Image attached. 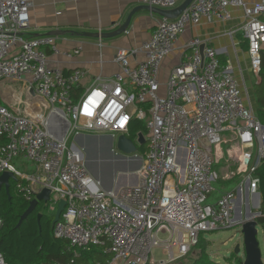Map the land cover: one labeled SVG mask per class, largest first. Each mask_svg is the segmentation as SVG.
Instances as JSON below:
<instances>
[{
  "label": "built area",
  "instance_id": "2783aa9c",
  "mask_svg": "<svg viewBox=\"0 0 264 264\" xmlns=\"http://www.w3.org/2000/svg\"><path fill=\"white\" fill-rule=\"evenodd\" d=\"M142 1L160 9L175 6L173 0ZM33 2L0 0V83L17 84L24 96L14 98L22 111L0 102V173L14 175V189L27 201L48 189L44 203L50 211L64 200L52 227L54 238L107 254L89 264H181L177 261L192 252L200 232L234 225L240 230L246 219H253L252 214L241 219V204L245 214L260 207L255 173L264 163V117L259 119L251 103L240 66L242 83L229 62H220L216 49L195 37L186 42L171 69L164 95L159 94V72L189 26L201 19L229 20L230 7H237L244 16L240 29L248 66L259 82L264 0H193L176 18H160L137 48L118 47V70L112 76H96L76 97L70 90L81 86L84 71L75 68L65 74L49 55L71 58L80 47L62 49L53 35L25 37ZM136 52L142 58L132 64L128 57ZM30 106L31 112L24 110ZM133 118L144 124L146 150L140 167L126 174L135 172L139 181L106 190L90 172L83 148L68 146L67 138L128 136ZM18 157L30 161L33 170H18L12 162ZM234 177L239 182L233 189L222 186L220 192L213 184ZM160 234L168 236L161 239ZM155 248L164 256L160 261L151 255Z\"/></svg>",
  "mask_w": 264,
  "mask_h": 264
},
{
  "label": "crops",
  "instance_id": "0c3cea01",
  "mask_svg": "<svg viewBox=\"0 0 264 264\" xmlns=\"http://www.w3.org/2000/svg\"><path fill=\"white\" fill-rule=\"evenodd\" d=\"M173 1L176 6L183 0ZM243 1L254 3L258 0ZM142 4V0H34L28 11L29 27L24 36L37 37L49 35L48 33L53 30L64 31L63 35H53L56 37L59 46L62 49L80 47L79 53L71 58L49 55V60L51 63H58L65 74L70 73L75 68L82 69L84 77L81 80L80 87L85 88L94 81L96 76H112L118 70V65L114 60L116 49L118 47L137 48L142 41L150 36L160 17L151 14L148 10H139L133 15L126 32L112 38L77 36L68 33V31L94 34L110 33L124 22L131 9ZM229 10L231 13L229 20L208 21L201 19L197 25L189 26L177 40L174 50L163 60L160 67V95L165 94L164 83L171 69L179 62L186 42L195 37L201 39L205 45L216 49L221 63L229 62L233 66L234 75L242 83L238 70V66L241 68L239 56L242 55L241 57L244 60L248 59L247 47L244 45L245 38L240 29L244 23V16L240 8L230 7ZM141 58L142 54L140 52L128 57L132 64L138 62ZM17 88L18 85L11 81L1 82L0 102L3 105L22 111V105L17 104L14 100V98L24 99ZM12 94L13 97H11ZM39 103L40 101H34L35 105L39 106ZM24 110L32 111L31 106ZM113 153V150L112 152L106 150L104 157L100 158L99 162L94 160L98 171L97 177L102 184V188L117 191L122 187L137 184L139 176L135 172L131 174H126V172L136 170L134 168L141 156L128 157ZM116 169H121L123 173L116 175ZM2 187L4 188V186Z\"/></svg>",
  "mask_w": 264,
  "mask_h": 264
},
{
  "label": "trees",
  "instance_id": "16d2710c",
  "mask_svg": "<svg viewBox=\"0 0 264 264\" xmlns=\"http://www.w3.org/2000/svg\"><path fill=\"white\" fill-rule=\"evenodd\" d=\"M262 61L259 71V82L255 85L256 111L260 120L264 117V51L261 54ZM221 62V61H220ZM83 90L82 87H73L70 90L72 97H76ZM144 124L138 119L133 118L128 131L132 138L137 131L143 132ZM143 154L146 150L145 143L138 147ZM255 175L259 179L258 191L262 199L260 211L264 212V163L257 169ZM15 180H9V193L2 187L0 189V255L4 264H53L69 263L89 264L95 260H103L107 254L92 247L88 250L70 247L67 242H63L53 237L52 219L41 211L39 202L35 210L30 213L17 227L21 214L26 210L30 201H27L20 191H16ZM260 212V213H261ZM41 214L39 223L37 214ZM258 223L264 227V214L256 218ZM205 248L198 246L197 256L192 264H221L213 261L206 255ZM232 255L234 253L232 252ZM227 260V259H226ZM237 262H241L236 257Z\"/></svg>",
  "mask_w": 264,
  "mask_h": 264
},
{
  "label": "rangeland",
  "instance_id": "374dc122",
  "mask_svg": "<svg viewBox=\"0 0 264 264\" xmlns=\"http://www.w3.org/2000/svg\"><path fill=\"white\" fill-rule=\"evenodd\" d=\"M244 45L247 47L246 40H245ZM241 56L242 55L239 56V60H240V65H241V69H242V73H243V77H244V82H245V85H246V87L249 91V94L251 96V100H252L251 103H252V105L254 104V106L256 107L257 104H256V99H255V87H256L255 78L252 75L250 68L248 66L249 60L248 59L244 60V58ZM238 78L240 80L239 76H238ZM242 92H243V86H242ZM54 121H55V118H52L51 123H50L51 126L54 124ZM143 133L145 134V129H143ZM127 135L129 136V134H127ZM131 139L134 141V143L137 146V151H136L137 154L142 155V153L138 149V147H140L141 145H138L136 135H134ZM83 141H85V140H83ZM83 141H80L79 138L74 139L71 136V137L67 138V145L70 146L72 143H74L75 145L82 143L84 145ZM85 148H86V146H85ZM112 150L117 153L116 155H119V156L125 155L123 152L119 151L116 148L115 143L112 146ZM96 154H97V156L94 160L99 162L100 158L102 159L104 157V155L100 152L99 149H98V152ZM132 155H127V156L129 157ZM89 158L92 159L91 157H89ZM12 162L18 170L27 171V172H31L33 170V164L30 161H27L26 159H21L18 157V158H14L12 160ZM119 173H123V172L121 171V169H116L115 174L117 175ZM238 182H239L238 177H234V178L229 179V180H222L219 178L213 184L217 190L222 192V189H221L222 186L225 189H228V188L233 189ZM212 195L214 196V193ZM242 196H243V194H242ZM248 199H249V196H248ZM261 201H262V199L260 197V204H261ZM40 203H41L40 205L42 207V209H41L42 212H44L48 216L54 215L55 211H50L47 207V204H45L44 202H40ZM261 206H262V204H261ZM250 212L252 214L251 218L255 219V218H257V216L254 214L257 212H261V211H260V209H257V208H252V209L250 208ZM262 213L264 214V212H261V214ZM245 216L247 218V212L245 214L244 206L241 204V219H246ZM256 230H257L256 240L258 242V247H259L260 253H261V261L264 264V227H263L261 222L260 223L257 222ZM167 236H168L167 234H160L159 235V237L161 239H164ZM230 237H232V238L229 239ZM226 240H227L226 244H223V242ZM236 244H238L240 246H242V244H243L242 235L239 233V226H237V225H234L228 229H221V230L211 231V232H208V231L207 232H200L199 238H198V243L195 247H193L192 252L189 253L188 255L182 257L177 262H180L181 264H192L194 259L197 256L198 246H203V247H206L205 248L206 255H208V257H210V259H212L213 261H217L221 264H242V260L244 258V253H243V249L241 247H240V252L238 254L232 255L234 246ZM151 255L155 259V261H160L161 259L164 258V256L161 255L160 249H158V248H155L152 251ZM236 257L240 258V260H241L240 263L237 262Z\"/></svg>",
  "mask_w": 264,
  "mask_h": 264
},
{
  "label": "water",
  "instance_id": "95a60500",
  "mask_svg": "<svg viewBox=\"0 0 264 264\" xmlns=\"http://www.w3.org/2000/svg\"><path fill=\"white\" fill-rule=\"evenodd\" d=\"M193 0H183L179 5L174 6L173 8L170 9H160L157 7H152L146 4H142V5H138L136 7H134L133 9H131V11L128 13L126 19L124 20V22L119 25V27L117 29H115L114 31L110 32V33H77V32H72V31H68V33H73L77 36H95V37H100V38H112L115 36H118L124 32H126L127 28L130 25L131 19L133 17V15L139 11V10H148L150 11L151 14H155L160 18H169V19H173L176 18L184 9H186V7L192 2ZM49 35H63L64 31L62 30H53L50 31L48 33ZM202 48V47H201ZM32 94H34V91H31ZM68 127V122L65 123L64 126V130H66ZM82 135L77 136L75 139L80 140V137ZM88 137H96L94 135H87ZM137 143L138 145H143L145 143V138L142 134V132H138L137 133ZM108 151L112 152V146L115 143L116 148L123 152L125 155H132L133 153H136L137 151V146L136 144L132 141L131 138L127 137L125 134H120L116 137V139H114L113 136L108 135ZM81 141V140H80ZM81 144V145H80ZM78 145H80L83 150H84V155H85V159H86V164L90 170V172L92 173V175L94 177H96L98 179V175H97V168H96V162L94 161V159L96 157H93L92 159H90L87 155H86V150H85V146L80 143ZM142 162L141 157L138 158V164L134 169H137L140 164ZM10 179H15L14 175L10 172H2L0 173V189L2 186H4V189L6 191V193H9V180ZM49 197V190L44 188L41 190V192H39L36 195V198L31 200L28 204V207L26 208V210L21 214L19 221L17 223V227H19V225L21 224V222L30 214L32 213L35 208L37 207L39 202H46L48 200ZM65 205L64 200H60L57 204V209L54 213L53 219H52V225L58 220L59 215L61 213V211L63 210ZM259 212L255 213L258 214ZM250 211L247 209V215L250 216ZM41 214H37V222L39 223V219H40ZM240 217V214L238 213V218ZM256 225L257 222L254 219H246L243 224L241 225V228L239 230V233L242 235V239H243V244L242 246L236 244L234 246L233 249V253L234 254H238L240 252V247L243 249V253H244V258L242 260V264H263L261 261V253H260V249L258 247V242L256 240V234H257V230H256Z\"/></svg>",
  "mask_w": 264,
  "mask_h": 264
},
{
  "label": "flooded vegetation",
  "instance_id": "af4514ba",
  "mask_svg": "<svg viewBox=\"0 0 264 264\" xmlns=\"http://www.w3.org/2000/svg\"><path fill=\"white\" fill-rule=\"evenodd\" d=\"M87 135H90V134H83L81 137H80V140L83 141L84 145L86 146L85 148V152H86V155L88 157H96L97 156V152H98V149L100 150V152L105 155V152L106 150L108 149V135L106 134H98V135H94L96 137H88Z\"/></svg>",
  "mask_w": 264,
  "mask_h": 264
}]
</instances>
